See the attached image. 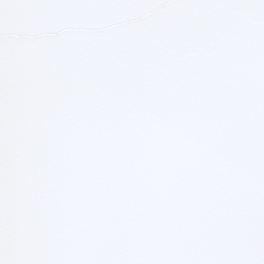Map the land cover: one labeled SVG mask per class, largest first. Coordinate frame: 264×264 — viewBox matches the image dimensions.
Returning <instances> with one entry per match:
<instances>
[{
    "label": "snow or ice",
    "instance_id": "1",
    "mask_svg": "<svg viewBox=\"0 0 264 264\" xmlns=\"http://www.w3.org/2000/svg\"><path fill=\"white\" fill-rule=\"evenodd\" d=\"M0 264H264V0H0Z\"/></svg>",
    "mask_w": 264,
    "mask_h": 264
}]
</instances>
